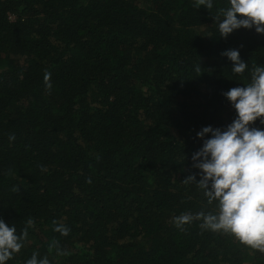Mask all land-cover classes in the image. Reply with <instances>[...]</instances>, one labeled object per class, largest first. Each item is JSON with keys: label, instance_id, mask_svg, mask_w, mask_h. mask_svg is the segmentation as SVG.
I'll use <instances>...</instances> for the list:
<instances>
[{"label": "trees", "instance_id": "trees-1", "mask_svg": "<svg viewBox=\"0 0 264 264\" xmlns=\"http://www.w3.org/2000/svg\"><path fill=\"white\" fill-rule=\"evenodd\" d=\"M195 4L0 0V218L28 231L7 264L33 253L50 264H264L200 221L173 222L216 211L182 182L198 171L196 133L231 123L222 93L264 66V34L217 32L227 0ZM227 49L248 63L243 74Z\"/></svg>", "mask_w": 264, "mask_h": 264}, {"label": "clouds", "instance_id": "clouds-1", "mask_svg": "<svg viewBox=\"0 0 264 264\" xmlns=\"http://www.w3.org/2000/svg\"><path fill=\"white\" fill-rule=\"evenodd\" d=\"M201 5L210 10L213 0H196L195 6ZM214 21L223 38L242 27L264 34V0H227V7L218 8ZM221 55L232 62L233 74H243L248 68L238 49L224 50ZM222 95L235 110V118L223 128L208 125L196 133L202 145L191 160L198 171L182 181L202 190L207 203L215 204L216 211L181 213L173 222L182 229L185 224L200 221L202 230L228 234L264 253V128L252 126L258 119L264 125V66L252 70L250 83L230 88ZM14 139V134L9 136V141ZM33 223L31 219L27 221L29 226ZM53 230L65 236L70 231L63 224H56ZM27 235V228L17 234L14 224L0 218V264H7L21 250ZM50 247L56 248L58 256L67 255L55 243ZM25 264H50V261L47 256L38 258L33 253Z\"/></svg>", "mask_w": 264, "mask_h": 264}]
</instances>
